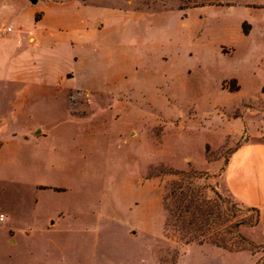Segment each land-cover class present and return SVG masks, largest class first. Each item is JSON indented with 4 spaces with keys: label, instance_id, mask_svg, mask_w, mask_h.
<instances>
[{
    "label": "rangeland",
    "instance_id": "374dc122",
    "mask_svg": "<svg viewBox=\"0 0 264 264\" xmlns=\"http://www.w3.org/2000/svg\"><path fill=\"white\" fill-rule=\"evenodd\" d=\"M49 6L105 27L52 50L0 48V136L46 133L0 153V264H264V217L246 234L257 213L219 189L234 151L264 138V0ZM49 57L75 77L36 85Z\"/></svg>",
    "mask_w": 264,
    "mask_h": 264
},
{
    "label": "crops",
    "instance_id": "0c3cea01",
    "mask_svg": "<svg viewBox=\"0 0 264 264\" xmlns=\"http://www.w3.org/2000/svg\"><path fill=\"white\" fill-rule=\"evenodd\" d=\"M59 1L37 0L34 3L32 0H20V6L15 11L12 4H8L7 2L1 4L0 21L3 26L0 28V48L7 46L8 42L12 41L24 49L20 51V54H28L34 52L36 49L44 50L46 48L51 49L55 46L57 47V42L59 41L62 43H72L73 39L85 41L93 35L99 34L105 27V23L97 18L86 20L83 17L77 16V14L64 15L56 13L52 15L49 4ZM6 10L15 14L19 13L18 15L21 17L23 25H26V29L17 27L14 23L15 21H7L4 12ZM76 11L80 10H75L74 13ZM249 25V31L247 33L244 32L246 35H251L254 30V26L252 24ZM8 27H11V30L8 31ZM70 30H73L72 34L69 33ZM24 37L27 38L26 44H24ZM36 60L40 64V79L42 80L40 82L38 81L40 84L35 82L38 86L44 87L45 83L47 86L55 87L57 85L56 82H59L60 79H73L75 77L73 72H60L57 60L52 57L47 59L37 58ZM68 73H73V76L68 77ZM27 78L28 76L26 74L19 76L21 80H27ZM69 88L71 87H66L62 91L65 97ZM23 99L29 98L28 96H24ZM3 131L2 129L1 132L3 133ZM45 135L46 133L41 126L35 124L26 130L13 132L11 139L0 136V153L10 146L17 147L24 144L29 146L38 145ZM255 138L256 141H251V139L244 141L234 151L226 165L221 185H219L221 191L234 196L241 203L259 208V223L245 229L244 232L246 234L247 230L257 229L262 226L264 217V138ZM5 217L4 223L7 221V216L5 215ZM254 241L264 245V239H254Z\"/></svg>",
    "mask_w": 264,
    "mask_h": 264
},
{
    "label": "trees",
    "instance_id": "16d2710c",
    "mask_svg": "<svg viewBox=\"0 0 264 264\" xmlns=\"http://www.w3.org/2000/svg\"><path fill=\"white\" fill-rule=\"evenodd\" d=\"M248 31H249V27L248 28L244 27V32L247 33ZM236 89H238V88H236ZM252 210H254L257 213V216H256L255 220L253 221V225H254V224H257L259 222L260 212H259V208H257V207H252ZM170 211H171L170 215H172V217H173L174 225L177 226V227H180V225H179L180 222L179 221H180V216H181V212H182V204H180L179 207H177L176 210H172L171 209ZM168 219L169 218L167 217V220ZM238 234L240 235V237L242 239L246 240L240 233H238ZM197 240H198V243H200V244H203V243L207 242V240H205V239H197ZM211 243H213V244H215L217 246L226 247L225 244H220L217 241H213Z\"/></svg>",
    "mask_w": 264,
    "mask_h": 264
},
{
    "label": "built area",
    "instance_id": "2783aa9c",
    "mask_svg": "<svg viewBox=\"0 0 264 264\" xmlns=\"http://www.w3.org/2000/svg\"><path fill=\"white\" fill-rule=\"evenodd\" d=\"M7 30H8V31L11 30V27H8ZM5 218H6V217H5L4 214H1V215H0V220H1V221H4Z\"/></svg>",
    "mask_w": 264,
    "mask_h": 264
},
{
    "label": "water",
    "instance_id": "95a60500",
    "mask_svg": "<svg viewBox=\"0 0 264 264\" xmlns=\"http://www.w3.org/2000/svg\"><path fill=\"white\" fill-rule=\"evenodd\" d=\"M34 3H36L37 2V0H32Z\"/></svg>",
    "mask_w": 264,
    "mask_h": 264
}]
</instances>
